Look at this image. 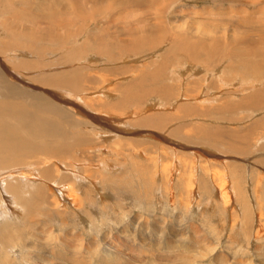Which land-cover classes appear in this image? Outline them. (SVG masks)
I'll return each instance as SVG.
<instances>
[{
  "label": "rangeland",
  "instance_id": "obj_1",
  "mask_svg": "<svg viewBox=\"0 0 264 264\" xmlns=\"http://www.w3.org/2000/svg\"><path fill=\"white\" fill-rule=\"evenodd\" d=\"M0 76L63 147L0 168V264H264V0H0Z\"/></svg>",
  "mask_w": 264,
  "mask_h": 264
},
{
  "label": "bare ground",
  "instance_id": "obj_2",
  "mask_svg": "<svg viewBox=\"0 0 264 264\" xmlns=\"http://www.w3.org/2000/svg\"><path fill=\"white\" fill-rule=\"evenodd\" d=\"M181 45L179 44V46H181ZM176 49H177V47H176ZM177 51H178V49H177ZM154 75H158V77L157 76L153 77V80L159 79V77L161 76V72H156ZM0 78H1V76H0ZM151 88H152V86H151ZM148 93H149L148 90L145 91V93H144V91L138 92L137 93L138 97L136 96V98H140L143 94L145 96V94L147 95ZM158 105L160 106V103ZM43 107L44 106H42V108ZM50 109H52V111H54L53 107H51ZM55 112H60V111H58V109H57V110H55ZM53 128H55V124L50 122V121H48V120H46V119H44L40 115H38L36 113L33 114V113H31L30 110H27L26 108H21V107H18V106H14L12 103H3L2 106L0 107V155H1L0 156L1 157L0 158V168H2V167L6 168V166L7 167H11V166H14V165H19L20 164V159L22 157H25V156L32 157L33 155L35 156L38 153L42 152V153L46 154V153H48L50 151H52L53 153L62 152V150H63V147L61 146L62 144H60V142L57 141V139H59L60 137H58V135L56 133L52 132V131H54ZM47 139H52L53 140V141H51L52 145H56L55 148H58V149L50 150V148L47 145V142L43 143L42 146L39 145L40 143L44 142ZM139 154L141 155V153H139ZM59 167H62V165L60 164ZM30 169H32V167H30ZM71 171L72 172H77L75 169H73ZM156 174H157V172H156ZM25 176H27V175H25ZM3 177L4 176L0 175V179L1 180L3 179ZM79 177L80 178L84 177V178L90 179V177H88L86 175H82V177L81 176H79ZM27 178H29V183L30 184L34 183V185H36L37 188L39 190H41V191L36 190V198L34 199V201L40 200L41 197H43V195L45 194V191H44L45 189L42 190V188H44L45 186L39 184L40 182H42V178L39 179L38 177H35L34 175H31V174H28ZM7 180L8 179H6L2 183L4 189H8L9 192L11 191V193H13V196H15V197H17L16 194H20V193L22 194V191L19 190L22 187L19 184H17L15 186L17 191L15 190V187L13 185L9 186V188H6V184H7L6 181ZM37 181H40V182L37 183ZM90 181L95 183V180H93V179H90ZM51 183L53 184L54 181H50L48 183L47 187L49 189L53 190L54 188L51 186L52 185ZM60 183H62V182H60ZM56 185H58V183ZM94 186H96V185H94ZM61 188H63L62 185L59 187V189H61ZM224 191L225 190H223L221 192V198H222L223 201L226 200V195H227V192H224ZM72 192H74V186L71 189V193L69 195V199L70 198L73 199V204H76V201L78 200V198L74 194H72ZM51 193L54 194L52 191H51ZM230 195H232V194H230ZM55 196H56L57 199H59V200H57L58 204L60 202H62V201H66L67 200V199H65V195L62 194V191L60 192L59 195L55 193ZM26 199L27 198H25L23 195L21 196V198L17 197V199L14 200L16 202L13 205H16L17 203H19V204L27 203L28 204L29 202ZM31 199H33V198L31 197ZM3 225H5V224H3ZM1 228H3V227H1ZM3 233H5V232H3ZM3 236L4 235L1 234V232H0V239H3L4 238Z\"/></svg>",
  "mask_w": 264,
  "mask_h": 264
}]
</instances>
